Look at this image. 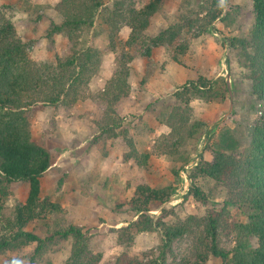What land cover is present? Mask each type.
I'll use <instances>...</instances> for the list:
<instances>
[{
	"label": "trees",
	"instance_id": "trees-1",
	"mask_svg": "<svg viewBox=\"0 0 264 264\" xmlns=\"http://www.w3.org/2000/svg\"><path fill=\"white\" fill-rule=\"evenodd\" d=\"M142 1L114 0L107 7L105 0H60L54 7L60 20L52 21L45 31L49 52L56 51L57 36L67 39L63 55H57L55 63L30 57L26 43L0 5V255L10 253L19 259L35 245L30 262L54 264L44 258L49 249L59 241H70V255L64 264H101L103 260L101 253L94 252L91 238L82 227L60 222L59 215L64 213L61 204L43 198L42 179L53 161L51 152L34 138L31 124L35 113L48 107L75 106L100 71L104 53L96 47H81L82 35L95 29L101 19L110 31L107 51L116 52L121 28L130 29L116 59V71L98 95L104 113L97 123L99 135L94 142L107 144L109 139L121 137L129 149L124 161L146 167L152 155L136 149L117 112L119 104L131 97L132 62L149 60L163 47H174L177 56H184L189 49L186 31L197 25L207 31L217 21L232 23L231 13L224 14L227 9L231 11L228 0H205L203 19L179 16L159 34L148 36L152 18L164 12L169 0ZM226 41L230 74L235 77L232 72L237 66L241 81L250 82L251 96L259 105L257 117L247 146L230 129L221 131L219 138L207 146L212 160L202 157L191 169L193 183L184 198L192 196L206 205L209 198L197 185V180L204 179L223 193L222 207L208 209L203 216L191 214L181 219L169 208L174 186L153 187L142 182L127 201L134 220L114 231L123 251L105 264H208L210 259L222 264H264V0L253 1L251 29L244 35L228 36ZM228 95V81L222 76L212 80L199 77L179 87L173 101L158 114V121L169 132L158 139L154 154L181 158V170L189 165L190 158L182 150L190 142H199L207 129L204 121L195 118L193 103H222ZM174 174L179 178L180 169ZM16 183L28 185L27 197L24 203L15 205L12 217H7L11 187ZM155 211L159 214L153 215ZM155 233L160 236L156 251L132 253L138 236ZM185 238L191 243L189 251L176 253L175 242Z\"/></svg>",
	"mask_w": 264,
	"mask_h": 264
},
{
	"label": "rangeland",
	"instance_id": "rangeland-1",
	"mask_svg": "<svg viewBox=\"0 0 264 264\" xmlns=\"http://www.w3.org/2000/svg\"><path fill=\"white\" fill-rule=\"evenodd\" d=\"M0 0L9 17L15 24L20 38L26 43L30 57L35 61L55 63L56 56H62L67 39L56 38V51L49 52L45 31L49 24L59 22L60 17L54 7L60 0ZM114 0H105L111 7ZM254 0H228L232 23L229 25L217 21L207 31L199 25L184 33L189 49L184 56H177L176 49L159 48L151 59H135L131 64L129 84L131 97L123 100L117 107L122 119V127L127 129L136 149L151 154L146 167H139L133 161L125 162L124 155L129 151L123 138H111L107 144L95 145L99 135L97 123L103 116L104 107L98 95L113 77L117 68V58L121 46L130 34L126 26L119 33V48L108 52L109 28L98 19L95 29L84 33L81 47H96L103 51V63L100 71L93 77L89 90L72 108L63 105L48 107L37 112L31 120L32 132L37 142L47 148L52 155V167L42 179V196L61 204L64 213L59 215L65 226L82 227L91 238L94 252L101 253L105 264L112 257L122 253L123 249L116 241V229L126 226L134 220L127 201L135 187L145 182L153 187L172 185L174 196L169 208L181 219L188 215L203 216L208 209H220L224 200L223 193L213 182L199 179L197 185L209 198L204 205L192 196L184 200L192 186L189 173L202 159L211 161L207 146L219 138L221 131L230 129L243 146L250 142L249 132L256 119L259 105L251 96V84L241 81L240 69L235 66L231 76L228 63L226 37L246 34L253 24ZM145 3V0L142 1ZM205 0H169L164 12L156 14L148 29V36L159 34L169 24L179 20V16H191L203 19ZM202 11V12H201ZM200 14L198 15V13ZM39 16L42 20H39ZM177 57V61L174 59ZM225 77L229 85V95L224 102L205 103L196 100L193 103L194 116L204 121L207 129L199 142H190L182 152L190 158V164L183 166L181 158L154 154L158 139L169 132L157 117L167 103L173 101V94L179 87L191 80L204 77L209 80ZM241 78V79H240ZM235 79V80H234ZM107 152V155L105 153ZM180 169V177L174 171ZM12 195L8 201L7 217H12L17 203H24L28 185L16 183L11 187ZM236 216L235 210H230ZM158 215L159 212H152ZM173 221L172 219L168 220ZM160 245L159 234H145L137 237L132 253L157 250ZM191 243L185 238L175 242L174 251L187 253ZM35 245L16 259L14 254L0 255V264H44L30 262ZM71 242L59 241L53 245L45 259L54 264H64L70 255ZM208 264H222L210 259Z\"/></svg>",
	"mask_w": 264,
	"mask_h": 264
}]
</instances>
